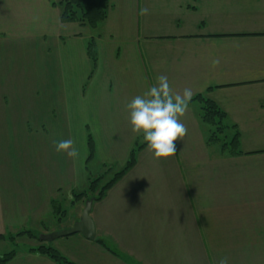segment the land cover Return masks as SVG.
<instances>
[{
	"label": "crops",
	"instance_id": "crops-1",
	"mask_svg": "<svg viewBox=\"0 0 264 264\" xmlns=\"http://www.w3.org/2000/svg\"><path fill=\"white\" fill-rule=\"evenodd\" d=\"M145 7L149 14L140 15ZM90 37L98 53L91 75ZM66 53L72 62L62 66ZM77 63L84 141L90 132L94 142L88 162L86 141L75 161L53 143L72 138L77 146L73 113L49 102L52 90H65V75L76 82ZM161 74L174 90L195 93L176 155L157 161L146 143L136 151L135 164L92 202L93 240L17 235L57 231L46 222L54 221L52 202L76 206L67 228L79 220L86 200L73 192L109 167L107 178L143 142L125 104ZM198 94L225 114L218 141H208L215 127L202 120ZM89 121L100 126L93 131ZM106 122L118 130L109 134ZM236 132L241 154L232 155L222 144ZM0 235V254L15 246L0 264H58L29 250L39 245L75 264H217L224 256L229 264H264V0H109L95 28L62 23L49 0H0ZM22 238L30 242L18 247Z\"/></svg>",
	"mask_w": 264,
	"mask_h": 264
},
{
	"label": "trees",
	"instance_id": "trees-1",
	"mask_svg": "<svg viewBox=\"0 0 264 264\" xmlns=\"http://www.w3.org/2000/svg\"><path fill=\"white\" fill-rule=\"evenodd\" d=\"M52 6H57L60 11V21L62 23H76L81 27L95 28L100 22L106 19L109 0H49ZM86 55L91 63L90 75L96 68L98 53L96 49V40L90 37L86 43ZM194 99L199 100L201 105V118L204 122L214 126V130L210 133L208 141H218V133L222 132L221 120L224 118L225 114L220 111L217 105L208 98H203L200 94L196 95ZM87 143V158L88 162L94 154V142L90 132L86 135ZM145 142L137 143L134 148L128 154L125 163L117 170H115L107 179L105 176L110 172V168L107 167L102 173L96 175H87V184L84 190L80 192H73L74 200H89L98 201L100 200L106 190L110 188L118 179H120L124 173L130 169L136 161V151L143 147ZM230 147V153L232 155L241 154L239 150V136L236 132L234 136L229 141V144L223 143L222 149ZM53 213L61 212L60 207L52 202ZM28 234L31 237L39 238L40 234L31 232L30 230H22L17 233V235ZM1 236V235H0ZM14 240V238L11 236ZM97 241L101 242L100 239ZM30 251L40 252L58 264H75L74 262L68 260L66 257L61 255L55 248L50 245H39L35 248H30ZM15 254V250L12 249L6 253L0 254V263H5L9 261Z\"/></svg>",
	"mask_w": 264,
	"mask_h": 264
},
{
	"label": "clouds",
	"instance_id": "clouds-1",
	"mask_svg": "<svg viewBox=\"0 0 264 264\" xmlns=\"http://www.w3.org/2000/svg\"><path fill=\"white\" fill-rule=\"evenodd\" d=\"M139 14L148 15L149 9L142 8ZM219 64L218 58L212 60L213 67ZM194 95L190 87L181 91L174 90L167 75L161 74L156 77L154 85L125 104L132 133L142 135L146 149L153 159L159 161L176 155V142L183 141L188 134L182 118ZM53 143L57 153H64L74 161L81 159L74 139L62 138ZM217 264H229L228 257H221Z\"/></svg>",
	"mask_w": 264,
	"mask_h": 264
},
{
	"label": "rangeland",
	"instance_id": "rangeland-1",
	"mask_svg": "<svg viewBox=\"0 0 264 264\" xmlns=\"http://www.w3.org/2000/svg\"><path fill=\"white\" fill-rule=\"evenodd\" d=\"M93 33H95V30H93ZM65 56L63 54H61L60 61H61L62 66L70 65V63L72 62L68 58V53H66ZM83 73H84V69L82 68V65L80 63H77L76 74L74 75L76 78V82H71V84H68L69 81H72L73 77L69 76V75H65L64 76V79L66 82L64 84L65 90L62 88V91H59L60 87L58 86L55 90L51 91V97L53 100H49L51 106L53 103L55 104V106H54L55 109L57 108V104H60L58 109L63 110L64 114L67 115L68 113H73L71 115L72 116L71 117V124L73 126H77V147L79 148L80 152H81L82 143H84L86 141V139L84 141V134H83V126L85 123L84 122L85 121V113H84V105H83L84 99H82L78 96V92L76 91V88H78V86H79L80 77L83 75ZM46 93H47L46 91H43V92L39 91V93L37 94V99H39V98L45 99ZM43 104H44L46 109H49V110H51V108L53 109V107L48 105L47 101H43ZM89 124H90L91 129L93 128V131H95V129H97V127L100 126V124L94 123L92 121H89ZM118 125L119 124H116V122H106V123L102 124V126L105 127L104 128L105 131H107L109 134L117 131ZM212 142H214V141H212ZM84 147H85V145H84ZM109 176H107V178ZM107 178L105 176V179H107ZM75 208H76V206H72L71 204H68L65 207H62L60 209V210H62L61 212H57V213L52 215V219L54 218L53 219L54 221L51 222V219H49V218H48V220H46V222L48 223V226L50 225V223L51 224L54 223L55 224L54 228L57 231L67 229V227L73 221ZM60 218H61V220H60ZM44 234H46V233H44ZM40 235H42V234H40ZM65 238H67V237L63 236V237H57L53 240H62ZM17 242L18 243H16V245H18V247H21L22 245L27 244L30 241L28 242L27 238H22V239H18ZM13 247H15L14 243L12 244L10 242L8 244V247L3 248L2 251L7 252L10 249H12Z\"/></svg>",
	"mask_w": 264,
	"mask_h": 264
},
{
	"label": "water",
	"instance_id": "water-1",
	"mask_svg": "<svg viewBox=\"0 0 264 264\" xmlns=\"http://www.w3.org/2000/svg\"><path fill=\"white\" fill-rule=\"evenodd\" d=\"M92 202V199H89L85 202L79 220L74 222L71 227L61 231H52L46 234H42L40 235V238L49 242L57 237L69 236L72 234L79 233L84 238L88 240H93L95 238V229L93 221L90 217Z\"/></svg>",
	"mask_w": 264,
	"mask_h": 264
}]
</instances>
